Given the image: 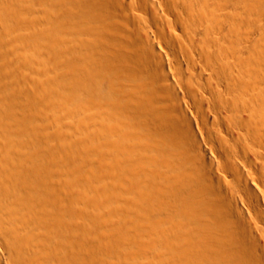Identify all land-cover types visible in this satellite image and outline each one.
<instances>
[{"label": "bare ground", "instance_id": "1", "mask_svg": "<svg viewBox=\"0 0 264 264\" xmlns=\"http://www.w3.org/2000/svg\"><path fill=\"white\" fill-rule=\"evenodd\" d=\"M0 264H264V0H0Z\"/></svg>", "mask_w": 264, "mask_h": 264}, {"label": "rangeland", "instance_id": "2", "mask_svg": "<svg viewBox=\"0 0 264 264\" xmlns=\"http://www.w3.org/2000/svg\"><path fill=\"white\" fill-rule=\"evenodd\" d=\"M60 194H61V193H60ZM65 194H66V195H65ZM73 194H74V193L71 194V193H69V192H65V193H64V195H65L64 198H65V199H66V198H67V199H70L69 197H72L71 195H73ZM66 196H67V197H66ZM74 196H75V195H74ZM67 199H66V200H67ZM71 199L73 200L74 197H72ZM68 202H69V200H68Z\"/></svg>", "mask_w": 264, "mask_h": 264}]
</instances>
